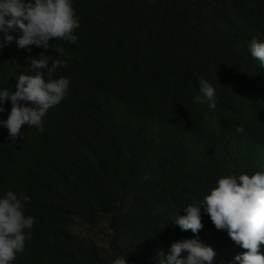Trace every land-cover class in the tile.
<instances>
[{
    "label": "trees",
    "instance_id": "obj_1",
    "mask_svg": "<svg viewBox=\"0 0 264 264\" xmlns=\"http://www.w3.org/2000/svg\"><path fill=\"white\" fill-rule=\"evenodd\" d=\"M187 2L73 0L78 42L59 40L63 55L15 41L0 48V91L14 92L20 74L41 71L47 80L46 69L31 67L41 54L65 60L53 78L70 81L65 99L43 118L44 131L25 125L24 138L13 141L0 124V198L23 191L30 197L25 215L36 221L12 264H113L118 257L157 264L159 251L170 254L173 242L196 238L172 223L184 208L224 176L264 173L262 101L251 96L243 133L206 98L194 103L200 78H211L198 59L217 64L224 55L245 64L244 28L234 17L223 22L224 10ZM245 28L264 42V28ZM0 107L6 121L11 101ZM99 214L114 235L110 256L77 245L69 230L74 218L93 222ZM202 215L199 239L222 255L213 264H232L244 250Z\"/></svg>",
    "mask_w": 264,
    "mask_h": 264
},
{
    "label": "clouds",
    "instance_id": "obj_2",
    "mask_svg": "<svg viewBox=\"0 0 264 264\" xmlns=\"http://www.w3.org/2000/svg\"><path fill=\"white\" fill-rule=\"evenodd\" d=\"M79 27L73 0H0V34H3L0 48L15 41L20 49L35 45L47 51L52 47L63 55L58 45L49 42L55 39L76 44L75 32ZM16 31L21 33L19 39L11 35ZM249 47L251 56L264 68V42L252 39ZM30 61L33 69H46L47 80L41 71L34 75L20 74L14 92L0 91V103L10 100L12 105L8 119L0 124L9 130L13 141L24 138L21 130L25 125L44 131L43 118L65 99L69 90L67 78H53L59 68L67 66L65 60L41 54ZM199 85L201 95L194 98V103H203L202 97L206 98L214 110L215 88L204 78H200ZM3 111L0 107V112ZM236 131L243 133L245 129L241 125ZM29 200L23 191L11 190L0 198V264H12L17 254L24 252L26 242L32 239L36 221L33 216L25 215ZM183 211L186 215H177L172 223L182 231H191L196 238L173 242L170 254L159 251L157 264H213L217 253L198 236L204 227L202 213L209 216L217 230L226 231L244 250L235 256L232 264H264L261 251L264 246V173L224 176L202 200L193 201ZM183 253H187L186 258L182 257ZM113 264H128L127 257H118Z\"/></svg>",
    "mask_w": 264,
    "mask_h": 264
},
{
    "label": "rangeland",
    "instance_id": "obj_3",
    "mask_svg": "<svg viewBox=\"0 0 264 264\" xmlns=\"http://www.w3.org/2000/svg\"><path fill=\"white\" fill-rule=\"evenodd\" d=\"M202 2L206 8L224 10L226 15L223 22L234 17L235 24L244 28L242 39L247 42L248 55L245 64L233 63L231 58H226L224 55H219L217 64L198 59L202 64H206L211 74L208 82L213 85L216 91L218 116L233 124L237 129L249 120V113L253 108L251 96L260 99L264 104V68H260V70L253 68L256 60L251 56L249 47L252 39L260 40L262 35L250 32L245 28L249 22H254L260 28H264V0H202ZM187 3L191 6L196 4L195 0H188ZM245 10H248L247 14L244 13ZM51 43L59 46L55 39L51 40ZM234 48L239 47H233L232 50ZM258 63L256 61V64ZM211 121L213 126H217L216 118ZM69 230L77 245H83V248L95 246L103 256L111 255L114 235L106 215L99 214L93 222L76 217L70 223ZM201 242L215 250L217 255L214 260L222 259L221 253L215 246L209 242Z\"/></svg>",
    "mask_w": 264,
    "mask_h": 264
}]
</instances>
